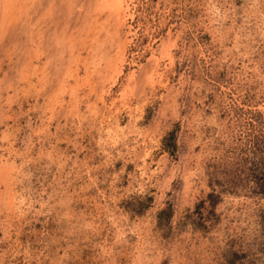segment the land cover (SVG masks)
I'll use <instances>...</instances> for the list:
<instances>
[{
	"label": "rangeland",
	"instance_id": "1",
	"mask_svg": "<svg viewBox=\"0 0 264 264\" xmlns=\"http://www.w3.org/2000/svg\"><path fill=\"white\" fill-rule=\"evenodd\" d=\"M127 2L0 0V264H264V0Z\"/></svg>",
	"mask_w": 264,
	"mask_h": 264
},
{
	"label": "bare ground",
	"instance_id": "2",
	"mask_svg": "<svg viewBox=\"0 0 264 264\" xmlns=\"http://www.w3.org/2000/svg\"><path fill=\"white\" fill-rule=\"evenodd\" d=\"M130 3H132V0H129V3H128V2L126 3V5H125V10H126V12H127V16H128V18H129V19H132V18H133V15H132L131 13H129V12H130V10H129ZM118 7H119V6H118ZM115 15H116V14H115ZM124 19H125V18H124ZM120 65H121V64H120ZM121 66H122V65H121ZM119 70H120V69H119ZM119 70H118V71H119ZM119 72H120V71H119ZM156 72H157V71H156ZM117 74H118V73H117ZM117 74H116V75H117ZM120 99H121V98H120ZM122 99H123V97H122ZM116 102H117V101H116ZM103 103H104V102H103ZM124 104H126V103H124ZM124 104H123V105H124ZM111 105H113V104H111ZM114 105H116V104H114ZM116 106H117V105H116ZM104 107H105V106H104ZM110 107H111V106H110ZM122 107H123V106H122ZM115 109H116V108H115ZM117 110H118V109H117ZM119 113H120V112H119ZM113 114H114V111H113ZM116 115H118V113H117ZM104 119H105V118H104ZM102 121H103V120H102ZM104 122H105V121H104ZM104 122H103V123H104ZM106 124H107V123H106ZM106 124H105V126H107ZM103 127H104V126H103ZM104 129H105V128H104ZM105 130H106V132H107V127H106ZM105 130H104V131H105ZM101 131H102V130H101ZM108 131H109V130H108ZM109 134H110V133H109Z\"/></svg>",
	"mask_w": 264,
	"mask_h": 264
}]
</instances>
